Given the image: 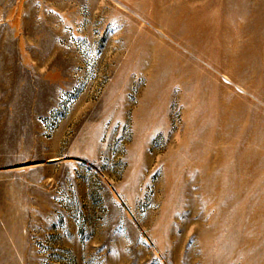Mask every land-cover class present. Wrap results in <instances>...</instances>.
Instances as JSON below:
<instances>
[{"label": "rangeland", "instance_id": "374dc122", "mask_svg": "<svg viewBox=\"0 0 264 264\" xmlns=\"http://www.w3.org/2000/svg\"><path fill=\"white\" fill-rule=\"evenodd\" d=\"M0 264H264V0H0Z\"/></svg>", "mask_w": 264, "mask_h": 264}]
</instances>
